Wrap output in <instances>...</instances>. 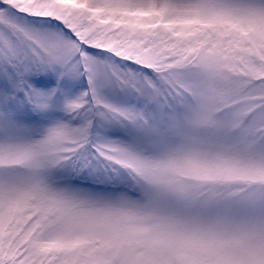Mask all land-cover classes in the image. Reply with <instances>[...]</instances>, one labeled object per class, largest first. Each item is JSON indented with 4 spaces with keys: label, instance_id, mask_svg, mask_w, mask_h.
Instances as JSON below:
<instances>
[{
    "label": "snow or ice",
    "instance_id": "1",
    "mask_svg": "<svg viewBox=\"0 0 264 264\" xmlns=\"http://www.w3.org/2000/svg\"><path fill=\"white\" fill-rule=\"evenodd\" d=\"M0 264H264V0H0Z\"/></svg>",
    "mask_w": 264,
    "mask_h": 264
}]
</instances>
